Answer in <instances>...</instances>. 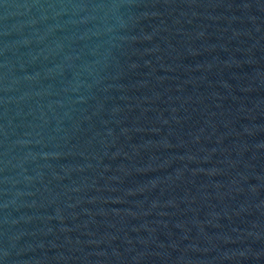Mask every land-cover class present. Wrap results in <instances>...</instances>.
Returning a JSON list of instances; mask_svg holds the SVG:
<instances>
[{
    "label": "water",
    "instance_id": "1",
    "mask_svg": "<svg viewBox=\"0 0 264 264\" xmlns=\"http://www.w3.org/2000/svg\"><path fill=\"white\" fill-rule=\"evenodd\" d=\"M0 264H264V0H0Z\"/></svg>",
    "mask_w": 264,
    "mask_h": 264
}]
</instances>
